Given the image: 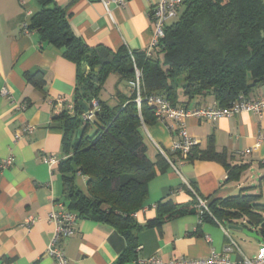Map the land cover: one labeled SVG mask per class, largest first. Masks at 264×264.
Listing matches in <instances>:
<instances>
[{
	"label": "crops",
	"instance_id": "crops-1",
	"mask_svg": "<svg viewBox=\"0 0 264 264\" xmlns=\"http://www.w3.org/2000/svg\"><path fill=\"white\" fill-rule=\"evenodd\" d=\"M104 1L110 2L109 6ZM180 12L187 0H181ZM67 9L71 27L92 48L101 47L117 53L121 49L146 51L153 42L152 11L157 0H55ZM38 10L36 0H0V264H55L47 254L52 243L55 225L50 219L67 206L61 162L67 158L64 151V131L54 117L60 112L57 99L65 97L73 102L78 88L77 66L62 52L41 40L28 24ZM173 22L168 21V24ZM84 74L89 72L84 67ZM42 73L46 80L45 92L27 81V75ZM110 80H112L110 82ZM9 91L8 95L3 90ZM109 94L111 107L120 105L131 96L127 81L112 73L103 88ZM264 96V85L250 93V98ZM180 102L187 98L179 90ZM218 105L211 97H198L187 108ZM30 132L23 133L26 126ZM187 132L197 141L200 150L210 142L217 152L227 153L230 166H245L238 180H229L227 167L217 161H187L173 156L175 168L167 169L148 185V196L143 207L134 214L142 228L137 232L134 264H149L157 258L160 264L178 259H204L212 253L228 254L231 261L241 262L247 257L232 235L230 226L242 227L225 221H216L211 215L201 217L196 193L208 201L244 195H258L264 204V145L256 152L245 154L264 135V114L241 113L230 118L204 121L190 118ZM178 126L155 121L145 125L142 132L151 160L173 152L179 140ZM21 134L19 139H16ZM55 156L58 162L50 168L45 162ZM10 166L3 168L8 159ZM78 188L87 192V179L77 176ZM181 206H193L195 214L165 222L158 227L157 206L166 200ZM68 208V207H67ZM243 234L238 231H233ZM261 244L259 249L263 247ZM128 247L126 238L113 227L80 218L73 236L64 240L63 249L70 264H116ZM137 247V248H138Z\"/></svg>",
	"mask_w": 264,
	"mask_h": 264
},
{
	"label": "trees",
	"instance_id": "trees-1",
	"mask_svg": "<svg viewBox=\"0 0 264 264\" xmlns=\"http://www.w3.org/2000/svg\"><path fill=\"white\" fill-rule=\"evenodd\" d=\"M38 10L28 24L30 31L58 49L78 69V88L73 98V114L60 111L54 119L64 131V151L67 158L60 164L67 207L79 218L109 225L127 240L126 252L116 264L132 263L136 259L137 232L142 228L134 218L148 196L149 182L169 163L159 154L153 161L142 128L155 123L153 108L146 98L165 97L174 107L187 108L198 97H213L225 107L240 96L264 85V1L263 0H187L181 13L167 23L164 37L152 57L146 51L121 49L110 54L103 63L101 47L92 48L73 31L67 9L55 0H36ZM136 66L142 72L139 107L130 83L135 80ZM84 67L89 69L84 74ZM98 69V70H97ZM127 81L131 96L111 107L99 99L110 74ZM30 85L45 92L42 73L27 75ZM179 90L187 98L180 102ZM98 100L100 108L92 122L84 121L83 103ZM190 162L217 161L227 167L229 180H238L245 166H230L227 153L217 152L210 142L206 150L194 146L184 157L169 155ZM173 160V159H172ZM87 179V192L77 184V176ZM258 195H244L216 200L209 204V213L216 221H225L256 232L264 238V204ZM155 224L196 213V209L181 206L172 200L157 206Z\"/></svg>",
	"mask_w": 264,
	"mask_h": 264
},
{
	"label": "built area",
	"instance_id": "built-area-1",
	"mask_svg": "<svg viewBox=\"0 0 264 264\" xmlns=\"http://www.w3.org/2000/svg\"><path fill=\"white\" fill-rule=\"evenodd\" d=\"M23 3V0H20ZM120 5L124 4V0H113ZM181 0H157L155 7L152 11V21L154 24V36L153 42L149 49L146 50L147 57H152L159 41L165 35V29L169 20L175 19L180 12ZM110 2L104 1V5L108 7ZM132 54V51H130ZM135 69V80L130 83L133 91L137 93L136 102L140 107L143 98L141 96V79L142 72L136 66L135 59L132 57ZM4 95H8L7 89L3 90ZM148 105L153 108L156 121L169 124L174 123L178 126L177 135L179 140L173 146L174 153H181L182 156H186L194 146L197 145V141L189 136L187 132L186 121L190 118H198L204 121H216L221 118H230L241 113H252L258 116L264 114V96L257 98H246L240 96V98L230 105L221 107L214 105L210 107H174L165 97L161 95H151L146 98ZM57 106L60 111L67 110L73 114L74 104L65 97H59L57 99ZM100 105L98 100L93 99L88 105V111L82 114L84 121L92 122L95 119L97 111H99ZM33 127L28 125L24 128L23 133L32 131ZM21 134H18L16 139H19ZM264 145V135L260 136L255 146L245 152V154H251L258 151ZM161 154L167 159L168 163L175 168L174 162L169 155L162 150ZM13 159L10 158L4 164L3 168L10 166ZM45 162L52 168L57 162L55 156H48L45 158ZM191 193L196 197L197 206L199 209V215L203 217L205 213H209L208 201L200 197L191 185H187ZM59 210L53 212L50 219L55 225V233L51 245L48 248L47 254L52 257L55 264H70L68 258L65 255L63 249L64 240L73 236L77 229V223L80 219L79 216L70 211L65 204L59 203ZM233 243L226 247L224 254L212 253L209 257L204 259H178L170 264H264V246L258 251L257 256L254 259L244 257V259L235 263L231 261L228 254L233 251ZM138 250L141 247L137 248ZM149 264H160V260L157 258H151L148 260Z\"/></svg>",
	"mask_w": 264,
	"mask_h": 264
},
{
	"label": "rangeland",
	"instance_id": "rangeland-1",
	"mask_svg": "<svg viewBox=\"0 0 264 264\" xmlns=\"http://www.w3.org/2000/svg\"><path fill=\"white\" fill-rule=\"evenodd\" d=\"M111 81L112 80H110V82ZM99 97L102 100L110 102V96L109 94H105L104 90L100 92ZM232 235L236 238L237 244L240 246V248L243 250L247 258L249 259H254L258 254L259 247L261 246V244H264V242H260L257 239L248 237L245 234H238L232 231Z\"/></svg>",
	"mask_w": 264,
	"mask_h": 264
},
{
	"label": "water",
	"instance_id": "water-1",
	"mask_svg": "<svg viewBox=\"0 0 264 264\" xmlns=\"http://www.w3.org/2000/svg\"><path fill=\"white\" fill-rule=\"evenodd\" d=\"M110 52L108 50H103L102 51V57H103V63L106 64L108 62V58L110 57ZM98 70V69H97ZM84 111H88V105L83 103L82 104ZM230 230L232 231H238L241 232L245 235H247L248 237H252L254 239H257L260 242H264V238H262L260 235H258L256 232L253 231H249L247 229H244L243 227H236V226H230L229 227ZM128 264H134V263H128Z\"/></svg>",
	"mask_w": 264,
	"mask_h": 264
}]
</instances>
